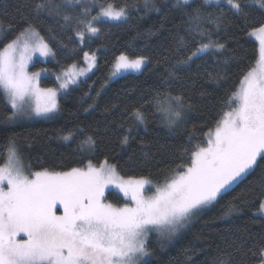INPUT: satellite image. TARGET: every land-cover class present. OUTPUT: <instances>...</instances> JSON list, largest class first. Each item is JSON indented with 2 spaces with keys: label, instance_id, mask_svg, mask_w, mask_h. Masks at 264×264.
Segmentation results:
<instances>
[{
  "label": "snow or ice",
  "instance_id": "1",
  "mask_svg": "<svg viewBox=\"0 0 264 264\" xmlns=\"http://www.w3.org/2000/svg\"><path fill=\"white\" fill-rule=\"evenodd\" d=\"M140 6L145 12L166 9L169 14L182 16V24L173 25L175 31L168 29L171 44L157 61L164 68L162 86L167 87L164 91L155 89L152 100L169 130L197 107L182 92L173 95L168 90L182 82L179 72L183 66L212 60L215 68L205 76L208 82H218L227 77L231 64L241 59L234 50L230 54L228 41L222 42L221 35L228 37L240 28L255 36L259 41L257 67L243 74L239 89L221 101L229 110L221 109L214 128L205 133L206 140L191 149L181 146L184 153L190 152V162L177 164L174 175L166 176L148 196L144 190L150 180H125L107 161L100 167L89 164L86 170L73 167L25 175L15 138L9 137L7 163L0 166V264H142L143 258L152 254L151 235L172 241L194 217L241 184L244 188L225 207L224 217L253 205L264 214V0H170L162 7L157 6V0H143ZM97 7L98 14L91 16ZM130 7L134 6L97 4L96 0H17L13 12H0V31L5 34L13 31L17 22L25 25L0 51V89L15 110L9 120L29 111L51 119L58 111L56 90L39 88L36 81L40 74L27 70L33 53L53 54L36 30V21L51 20L61 30L75 34L69 35L70 41L78 38L84 43L86 34L88 39L98 36L100 29L94 24L103 22L102 18L127 23ZM163 27L161 23L160 29ZM48 30L53 29L49 26ZM84 56L89 61L87 70H91L95 53L90 56L85 52ZM147 61L143 55L131 58L122 53L116 58L112 75L139 71ZM75 69L72 65L66 72L61 88L85 74V69ZM31 101L34 108L28 107ZM131 119L136 126L146 123L142 107L133 110ZM107 130L95 129L83 143L95 148L96 133ZM77 131L82 133L83 129ZM73 135L62 139L70 140ZM194 138V132L188 134L189 141ZM129 139V135H122L121 145H127ZM110 184H115L131 203L120 207L106 203L104 190ZM58 204L62 215L56 214ZM199 254L193 247L185 248L184 264H196ZM211 264H264V232L226 242Z\"/></svg>",
  "mask_w": 264,
  "mask_h": 264
},
{
  "label": "trees",
  "instance_id": "2",
  "mask_svg": "<svg viewBox=\"0 0 264 264\" xmlns=\"http://www.w3.org/2000/svg\"><path fill=\"white\" fill-rule=\"evenodd\" d=\"M97 1L99 4L121 6L127 3L134 6L129 8V21L96 23L94 26L100 29V33L91 39L86 34L84 43H80L78 38L70 41L69 35L75 34L61 30L51 20L35 22L36 30L53 53L51 60L36 62L33 66L32 71L40 74L39 88H55L58 77L72 65L88 68L85 52L90 56L95 53V65L90 78L79 83L60 100L59 114L50 120L12 124L9 117L13 111L0 91V166L7 159L8 138L14 137L29 174L41 170L62 172L73 167L87 168L89 164L97 167L107 161L109 165L116 166L119 177L125 180L147 178L151 181L147 184L148 188L153 190L152 187L165 182L166 176L174 175L177 164L190 162V152L184 153L181 146L191 149L205 141V133L214 128L221 109L229 110L221 101L239 89L243 74L256 67L259 41L240 28L234 29L228 37L221 35L222 42L225 39L228 41L230 54L234 50V55L241 59L232 63L227 77L218 82H208L205 76L206 71L215 68L212 60L207 64L196 60L194 64L183 66L179 72L182 82L174 83L168 90L173 95L182 92L197 107L174 130H169L152 100L156 95L155 89L164 91L167 87L162 86L164 68L157 61L166 55L165 49L171 44L168 29L182 24L181 14H169L166 9L160 13L145 12L140 6L143 0ZM165 2L170 4V0H157V6L162 7ZM16 3L17 0H0V12H13ZM166 15L168 19L164 20ZM161 23L163 29H160ZM49 26L53 29L51 32ZM23 27V22H17L13 31L2 32L0 51ZM150 32L155 34L149 35ZM122 53L131 58L143 55L148 57V61L141 72L128 73L113 80L111 70ZM198 64L201 67L197 68ZM201 93L205 95L201 96ZM141 107L146 113V123L136 126L131 114L135 108ZM121 124L123 127H120ZM105 127L107 131L96 133L95 148L83 143L95 129ZM129 128L131 132H128ZM77 129H83V132ZM191 132H194L195 138L189 141L188 134ZM70 133H74L72 139H62ZM125 134L130 137L129 143L121 145L120 138ZM244 186L239 185L218 203L202 211L172 241H160L151 235L149 250L152 254L144 257L142 264H184L183 252L188 247L200 253L196 264H211L212 257L226 242L249 233L264 232V219L258 215V205L244 207L239 213L224 217L225 207ZM105 202L118 207L126 204L115 191L107 193Z\"/></svg>",
  "mask_w": 264,
  "mask_h": 264
},
{
  "label": "rangeland",
  "instance_id": "3",
  "mask_svg": "<svg viewBox=\"0 0 264 264\" xmlns=\"http://www.w3.org/2000/svg\"><path fill=\"white\" fill-rule=\"evenodd\" d=\"M96 2H97V4H99L97 0H96ZM98 12H99V8L97 7V8H95V9H93V10L91 11V16H95V15H97ZM102 21L118 22V21H111V20H108L107 18H102ZM2 32H3V31H0V35L2 34ZM252 37H253L254 39L258 40L255 36H252ZM52 58H53V54H50V55H48V56H42V55H40L38 52L33 53V54H32V59L28 62V69H27L28 72H29L30 74H31V73H34V72L32 71V69H33V66L35 65L36 62L45 63V62H47L48 60H51ZM114 64H115V63H114ZM144 66H145V65H143L139 71H135V70H127V71H122L121 73L117 74L116 76L111 75V79L115 80L116 78L121 77V76H123V75H125V74H128V73H139V72H141V70L143 69ZM256 67H257V65H256ZM92 68H93V67H92ZM92 68H91V70H87L88 68H85V70H86V71H85V74H84V75H81V76H78V77L76 78V83H74V84H69L67 88H61L60 85H61V83L64 81V79H65V74H66V72H68V70L65 71V72H63V73H61V75L58 77L57 86H56L55 88H52V89H55V90H56V93H57V95H56V101H57V105H58V111L54 114V116H53L51 119L57 117L58 114H59L60 100H61L64 96L68 95V94L70 93V91H72V89H74L76 86L79 85V83L84 82V81H86L87 79H89L90 76L92 75ZM79 69H81V68L76 67L75 70L78 71ZM113 71H114V65H113V67H112L111 72L113 73ZM39 77H40V75H39L38 78H37V81H36L37 84H39V82H38ZM38 86H39V85H38ZM0 91L2 92V89H0ZM2 93H3V92H2ZM5 100H6V102L8 103L9 107L11 108V105H10V103L8 102V100L6 99V97H5ZM34 106H35L34 101H31L30 104L28 105V107H33V108H34ZM11 110H12L13 112L15 111V110L12 109V108H11ZM37 120H50V119H47V118H45V117H43V116H37V115L34 114V112L29 111V112H26L24 115L17 117L14 121H11V120H10V121H11L12 124H19V123L32 122V121H37ZM16 148H17V147H16ZM18 155H19V153H18ZM19 157H20V155H19ZM20 160H21V164H22V167H23L24 174H25V175H28L29 173H28V171L26 170V167H25V165H24L23 160H22L21 157H20ZM6 163H7V159H6V162H5L4 164H6ZM107 164H108V163H107ZM101 165H104V163L101 164ZM101 165H100V166H101ZM108 165H109V164H108ZM3 166H4V165H3ZM100 166H97V167H100ZM84 169L86 170L87 168H84ZM148 187H149L148 185H145L144 195H146V196L151 195V194H152V191H154V187H152L153 190H150ZM109 191H115V192L119 193V194L121 195V197L126 201V203H128V204L131 203L130 198H129V197H126V196L124 195V193H123L118 187L115 186V184H110V185H108V186L105 188V190H104V201H105V197H106V195H107V193H108ZM56 214H57V215H62V214H63V208H62V206H60L59 204L57 205V211H56ZM258 215L262 216V215H264V214H261V213L258 212ZM194 218H195V217H194ZM194 218H193V219H194ZM182 231H183V230H182ZM182 231H181V232H182ZM153 235H154V234H153ZM154 236H155V235H154ZM155 237H156V236H155ZM20 238H24V237H23V234H21V237H20ZM144 259H145V258H143V261H144ZM143 261H142V262H143Z\"/></svg>",
  "mask_w": 264,
  "mask_h": 264
}]
</instances>
